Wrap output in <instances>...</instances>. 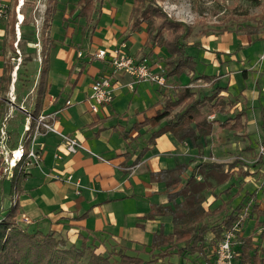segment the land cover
<instances>
[{
  "label": "trees",
  "instance_id": "1",
  "mask_svg": "<svg viewBox=\"0 0 264 264\" xmlns=\"http://www.w3.org/2000/svg\"><path fill=\"white\" fill-rule=\"evenodd\" d=\"M103 1L75 0L73 9L67 16L62 15V20L68 21L69 15H73L71 16L73 21H76V18L82 19L80 30L82 32L88 30L91 33ZM58 3L59 0H45L43 19L38 31H35V26L32 25L31 29L20 33L16 44L21 53V68L19 67L18 83L16 82L15 86L18 98L21 97L19 94L27 93L32 85L26 73V63L32 53V50H29L31 44L35 45L34 52L38 51L40 56L39 74L34 83V95L29 106L33 116L41 111L46 91L49 52L54 45L50 23L58 9ZM10 16H8L11 25L8 29L10 38L0 48L4 56L0 76L1 92L8 88L12 67L10 56L17 55L13 45L14 22ZM253 19L254 22L244 24L240 30L249 36L257 37L258 34H262L264 21L259 17ZM24 22L28 23L27 19H24ZM141 23H145L146 26L145 37L138 53L151 60L153 46L163 49L166 55H157L154 61L161 62L163 68L161 73L166 80L184 74L189 80L200 78L210 85L217 81L215 74H195L196 59L187 52L188 44L185 41L190 33L189 26L166 16L155 0H131L127 36L130 32L139 30ZM8 50L10 53H7ZM223 88L214 85L210 86L208 92L199 93L187 84L176 83L172 94L162 93L161 98L153 104L155 106L159 104L153 114L132 122L128 128L120 131V135L125 139L130 131H138L145 127L148 135L138 153V156H142L154 140L166 132L179 142L189 139L194 145H199L198 139L210 133L214 122L220 128L241 133L246 126L245 111L239 110L227 115L236 101L225 96L221 91ZM216 112L226 116L222 119L211 117V114ZM33 129L34 122L31 120L24 138L25 145L29 144ZM260 159L261 154H258L256 161ZM201 164L206 171L212 169L214 172L232 166L231 162L215 160L204 161ZM182 167L183 165L158 172L161 178H168L164 182L169 203L157 205L156 213L170 215L172 228L168 231L162 229L153 231L148 244L140 243L135 247L120 243L111 232L95 230L85 225H79L76 240H71L69 234L64 232L65 229L44 227L39 221L32 222L31 225L34 227L28 228L30 222L18 219L20 206L18 198L23 191L22 182L27 173L26 170L15 167L9 189L12 202L0 216V264H203L205 261L212 264L217 242L223 232L238 219H241V227L236 231V243L233 245L236 264H264V244L254 242L252 232L244 233L243 226L244 220L251 217L252 226L259 229L257 232L259 238L264 239V206L262 207L255 199V190L241 194L234 192L229 197L230 192H222L223 189L213 194L214 199H220L217 204L204 207L205 192L202 191L206 183L189 179L184 186L177 188ZM233 170L226 169L228 177L233 174ZM235 171L236 175L250 174V171L242 170L240 167ZM218 180L222 182L225 178L221 179L218 176ZM222 193L226 194L227 198H223ZM235 198L238 200L230 207V201ZM87 211L72 215L61 214L60 217L77 221L85 218Z\"/></svg>",
  "mask_w": 264,
  "mask_h": 264
},
{
  "label": "crops",
  "instance_id": "2",
  "mask_svg": "<svg viewBox=\"0 0 264 264\" xmlns=\"http://www.w3.org/2000/svg\"><path fill=\"white\" fill-rule=\"evenodd\" d=\"M107 1L111 2L110 23L106 26L105 32L108 34L110 46L105 49L109 50L117 42L123 41L128 52L140 56L138 50L144 39L139 38V30L130 32L128 36L126 31L131 4L127 0ZM74 2L75 0H59L58 9L53 14L50 23V34L55 16L59 14L61 15L62 26L64 27L65 25L64 34L70 36L75 33L74 29H69L67 20H62V15L67 16V13L73 9ZM0 7L5 8V15L0 16L1 48L3 43L10 38L8 29L11 25L8 16L11 15L10 17H13L14 41H18L20 33L28 31L32 25L35 26V31H38L43 19L45 0H0ZM24 19H27L28 23L24 22ZM70 19L68 18V20ZM99 19L100 12L98 13L93 32L97 29ZM82 24V19L81 21H76L77 27L79 26L80 28ZM99 29L102 28L99 26ZM93 32L90 33L85 30L82 35L91 40ZM126 36L127 38L124 40ZM91 42L92 40L84 47V50L79 49L76 56L77 60H82L83 68L88 71V91L79 96L73 95V90H70L67 96L61 97L59 93L47 92L50 84L47 82L41 109L45 112L55 111V124L60 131L81 141L86 148L85 144H89L99 149V146L95 143L97 140L91 137L98 136L106 131L117 133L122 142L116 146L105 144L99 149L101 156L107 160L105 161L96 158L85 149H78L75 152L66 151L64 141L55 133L46 132L39 134L35 140V147L41 152L40 163H42V166L40 168L39 165H32L25 169L27 175L24 178V186L28 179L35 177L34 175L39 177L41 181L31 185V192L34 193V196L30 193L24 197V201L18 198V202L20 206L24 205V215L29 219L26 222L39 221V223L43 224L42 226L57 230L68 228V234L72 233L75 236L79 225H85L95 230L111 232L117 240L127 245L130 244L129 242L133 244L149 243L153 231L160 229L166 231L165 228L171 225L170 215L156 213L157 205L169 203L164 182L168 178H161L158 172L183 165L177 188L184 186L183 184H186L189 179L194 182L206 183L207 185L202 191L205 192L203 205L204 207H212L220 200L219 198L214 199L213 195L215 193L214 190L218 188V184L221 182L218 180L220 172L218 171L219 174L217 175V172L212 171V169L206 171V168L202 167L199 169V167L202 162H208L209 160L232 162V157H235V155L231 153L235 144H230V146L222 144L225 128H221L214 134L216 123L214 122L210 133L198 139L199 145L192 144L189 139L179 142L169 132H166L157 137L142 156H138L140 148L145 144L147 133L145 132V134L135 137L141 129L139 131L133 130L124 139L120 135V131L123 128H128L132 122L141 120L146 115L153 114L155 109L159 107V104L156 106L153 104L159 100L163 91L153 82L142 81L134 82L132 88H129L126 83L131 80V77L127 74H115L113 79L118 84V88L115 90L112 100L108 104L100 106L97 111L92 112L89 108L90 83L94 77L100 74H111V67L108 61L109 58L99 59L92 57V53L97 48L103 47H95ZM36 46L38 47L37 43ZM37 50L39 49L37 48ZM153 51L158 53L157 51L159 50L153 48ZM7 53H10V50ZM0 54L3 63L4 56L1 52ZM158 55L160 54L158 53ZM156 56H153L154 60ZM154 60L151 59L150 64L152 69L157 71L155 66L159 62ZM69 64H72V61H69ZM70 67L72 68V66ZM254 69L255 67L251 66L250 68L235 70V72L240 73L241 71L242 76L246 79L248 71H253ZM81 70L80 68L79 71ZM231 72L224 71L222 74H215L217 81L224 80L223 85L219 84L224 87L222 93L236 101V104L227 115L244 110L246 116V111L249 107H252L260 112L257 125H264V86L261 87L258 80H256L254 86L245 85L238 92L231 94L228 91L229 86L234 85V78L231 77L233 73ZM263 72L264 67L262 70L257 67L256 73L261 74ZM182 76L185 77L186 75ZM77 77L75 76L74 79L76 80ZM72 82L74 84V80ZM207 85L209 86L210 84L203 83V86ZM139 86H141L140 93L132 102L131 97L128 98L127 108L117 111L113 104L114 100L128 94H134ZM151 86H154L157 96H155V100L152 103H148L147 99L153 98V94L148 89ZM66 100H69L70 103L66 104ZM69 107L71 108L68 109ZM128 114L135 115L134 119L131 122L123 121L124 118L122 116ZM73 115L76 116L77 121H70ZM113 115L118 117L115 123L110 125L103 124L106 118ZM61 116L62 120L60 119ZM225 116V114L220 113L217 116L215 113L211 114V117L220 119ZM70 124L71 127H69ZM95 126L98 127L87 138L85 134L91 132ZM144 129L142 128L141 131L143 132ZM143 138H145L144 141ZM248 144L244 142L241 146L236 147L237 150H243L240 153L243 159L250 155V151L252 154L255 153ZM245 145L248 146L246 147ZM248 149L251 150L248 151ZM48 172L59 175V179L47 182ZM43 184L50 185L54 192L42 198L37 194V189ZM38 202H41L42 208H39ZM137 202L139 203L137 205L138 208H134L133 204L136 205ZM128 206L131 209H127ZM85 210H88L87 216L81 220L75 221L60 217L61 214L72 215ZM28 212H32V214L29 215Z\"/></svg>",
  "mask_w": 264,
  "mask_h": 264
},
{
  "label": "rangeland",
  "instance_id": "3",
  "mask_svg": "<svg viewBox=\"0 0 264 264\" xmlns=\"http://www.w3.org/2000/svg\"><path fill=\"white\" fill-rule=\"evenodd\" d=\"M127 2L131 4V0H127ZM110 3L111 2L107 0L102 3L98 26L96 31L92 33L91 39V43L95 47L107 48L108 46H110L108 34L105 32L106 26L110 23ZM155 3L161 7L162 11L170 19L180 21L189 26L190 33L185 38V41L188 44L187 52L193 55L196 59L195 74H222V72L224 71H232L231 73L233 74H231V77L234 78V85H230L228 88V91L231 94L238 92L239 89L245 85L249 87L254 86L256 80H258L261 87L264 86V72L261 74L256 73L257 67H259V70H262V68L264 67V27L262 28V34H258L257 37L249 36L242 30H240V27L244 26V24L254 22L255 19H253V17L263 18L264 21V0H155ZM60 16V14L55 16V20L53 21V25L51 27V35L54 38V45L50 48L49 52V66L46 79L50 84L47 92L59 93L61 97H65L70 90H73V95L80 96L81 94L88 91L89 88L88 71L83 68L82 60H77L76 56L77 51H79V49L84 50V47L88 45L89 41L91 40H89L88 37H84V35H82L83 32L80 31L79 26L77 27L76 25V21H81V19L76 18V21H73L71 17L72 15H69L68 18L71 19L67 21V24L69 26V29L75 30V33H72V35L70 36L67 34L65 35ZM99 26L102 29H99ZM145 27V23L140 24V39H144ZM30 47L31 48L29 50H32V53L31 58L26 63V73L28 74L29 80L33 83L35 82L39 74L40 58L38 59V57L40 56L37 52H34L35 45L31 44ZM153 48H157V50H159L157 52L160 55H166V52L158 46H153ZM158 53L153 51V56L158 55ZM152 59L154 60V57H152ZM69 61H72V64H69ZM157 62L161 63L160 61ZM1 63L2 59L0 56V66ZM70 66H72V68ZM251 66H254L255 69L253 71H248V76L246 79L242 76L241 71L240 73L235 72V70H242V68H250ZM80 68L82 69L81 71H79ZM182 75L184 74H181L177 77H172L167 80L165 79V84L162 86H158V88L163 91L162 93L172 94L175 91L176 83L180 85L187 84L190 88H193L197 92L202 93L204 91L208 92V90L210 89L209 86L219 84L223 85L222 83H224V80H219L215 81L212 85L203 86L204 81L200 78L189 80L187 75L185 77ZM75 76H78L76 80L74 79ZM73 80L74 84L72 82ZM140 87L141 86L138 87L137 92H135L134 94H128L124 97L115 99L113 104L116 110L120 111L121 109H126L128 105V98L131 97L132 102L134 98L140 93ZM148 89L153 94V98L147 99V102L152 103V101L155 100V96H157V94L155 93L154 86H151ZM162 93L160 94V98L162 96ZM19 95L21 96V101L24 102L25 106L30 105L31 100L28 96V93H21ZM70 108L71 107H69L68 109ZM215 114L217 116L218 112H216ZM259 115L260 112L258 110L249 107L246 111L247 124L241 131V133H235L227 128H225V130L223 129L225 135L222 136L224 137V139L222 141L223 143H221L227 144L228 146H230V144H235V147L233 148V151L231 153L235 155V157H232V166L227 167L233 168L234 170L233 174L230 177H228L229 174L226 171V167L225 169H221L223 171L220 170V174L217 171V175L219 174V178L223 179L224 177L225 180L218 184V188H216L214 192H218V190L221 191L224 189V191L222 192H230V197L234 192H240L241 194L245 191L248 192L255 190V199L260 202L261 206L263 207L264 153L262 154V158L260 159V161H256L257 154L260 152L259 147L261 145L264 146V125H257ZM134 117L135 115L132 114L122 116V118H124L123 121L127 120L128 122H131ZM60 119L62 120V116L60 117ZM117 119L118 117L116 115L109 116L105 119L103 124H113ZM23 120L24 114L21 113L18 109H15L13 115L9 118L6 124L7 128L13 135L17 136L21 131ZM74 120L77 121L75 115L71 117L70 121ZM69 127H71V124L69 125ZM97 127L98 126L92 128L91 132L86 133L85 136L87 138L90 137L92 131L96 130ZM140 129L142 130V128ZM220 129L221 128L217 125V123H215L214 134L217 133ZM141 130H138L139 132L135 137L145 134V132L148 134V130L146 128L143 132ZM91 138L97 140L95 141V143L97 144V146H99V149H101L105 144L116 146L119 145L120 142H122V139L117 135V133H109V131H106L98 136H93ZM144 139L145 138H143V141ZM244 142L249 143L248 145L252 147V151H254L255 153L252 154V152L250 151V155L246 158L244 157L243 159L240 156V153H242L243 150H237L236 147L241 146ZM85 145L87 146L88 150L92 152V155H94L96 158L100 159L102 157L99 153V149L89 144ZM248 145L245 146L247 147ZM249 150L251 149H248V151ZM39 166L41 168L42 163H40ZM237 167H240L242 170L250 171V174L236 175L235 169ZM201 168L202 164L200 165L199 169ZM34 176L35 177L28 179L25 186L23 180V192L19 195L20 200L24 201V197L28 196V194L30 193L32 196H34V193L31 192V185L41 181L39 177H37L36 175ZM59 177V175L51 174L48 172L46 181L50 182L51 180H58ZM9 189L10 179H0V216H2L6 212L8 206L12 202L9 196ZM37 190V194L42 198L47 197L49 194L54 192L53 188L50 185L45 184H43V186L39 187ZM222 197L227 198V195L222 193ZM237 200L238 198H235V200H231L229 206H233ZM38 204L39 208H42L41 202H38ZM137 205H139L138 202L136 203V205L133 204V207L138 208ZM127 209H131V207L128 206ZM18 211V219L22 221V218L25 217L24 205L19 206ZM28 213L29 215L32 214V212ZM252 223L253 220L251 217H248L246 220H244V233L247 234L252 232L253 240L255 239L254 242H261V244H264V239H260L257 234L259 229L254 228L252 226ZM32 227L34 226L30 223V225H28V228ZM171 228L172 224L167 226L165 230L168 231ZM64 232L68 233V228H66ZM69 236L71 240H76L75 234L70 233ZM120 243L124 244V242ZM129 243L130 244L128 245L131 247L139 245L133 244L131 242Z\"/></svg>",
  "mask_w": 264,
  "mask_h": 264
},
{
  "label": "built area",
  "instance_id": "4",
  "mask_svg": "<svg viewBox=\"0 0 264 264\" xmlns=\"http://www.w3.org/2000/svg\"><path fill=\"white\" fill-rule=\"evenodd\" d=\"M4 15L5 8L0 7V16ZM16 44L17 41H14L13 45L17 55L12 56L10 59L12 67L10 70L8 88L3 92L0 91V110L2 109V111H0V179H10L15 167H20L22 170H25L29 166L39 165L41 161V152L35 147V140L41 133L52 132L59 135L64 141L65 150L68 152L85 149L89 153H92L81 141L60 131L55 124V111L45 112L41 109L36 116H33L30 113V105L25 106L24 102L21 101V97L18 98L15 86L17 82V73L21 65V53ZM92 57L99 59L109 58L108 61L111 67V74H100L94 77L90 83L89 108L92 112L97 111L100 106L108 104L112 100L115 90L118 88V84L113 79L115 74L129 75L131 80L126 83L129 88H132L134 82L141 81L153 82L158 86L165 84L166 80L161 73L163 71L161 64L157 63L155 66L157 71H154L147 57L128 52L126 50V44L123 41L118 42L109 50L97 48L92 53ZM34 83L35 82L32 83L27 92L31 100L30 104L32 103L34 95ZM65 103L69 104L70 101L66 100ZM15 109H18L24 114L22 128L17 136L13 135L6 125ZM31 120L34 122V129L29 144L25 145L24 138L26 132L30 128ZM259 151V154L264 153L263 145L259 147ZM100 159L103 158L101 157ZM67 178H69V176H67ZM22 220L25 222L29 221L26 217L22 218ZM240 227L241 219H238L230 228L223 232L221 239L214 248V259L212 264H236L233 245L236 240V231H238ZM203 264L209 263L205 261Z\"/></svg>",
  "mask_w": 264,
  "mask_h": 264
}]
</instances>
